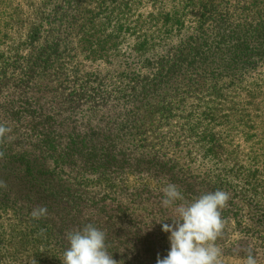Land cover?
I'll return each instance as SVG.
<instances>
[{
  "label": "trees",
  "instance_id": "1",
  "mask_svg": "<svg viewBox=\"0 0 264 264\" xmlns=\"http://www.w3.org/2000/svg\"><path fill=\"white\" fill-rule=\"evenodd\" d=\"M0 126V264L88 224L156 264L169 183L227 193L215 245L264 263V0H0Z\"/></svg>",
  "mask_w": 264,
  "mask_h": 264
},
{
  "label": "clouds",
  "instance_id": "2",
  "mask_svg": "<svg viewBox=\"0 0 264 264\" xmlns=\"http://www.w3.org/2000/svg\"><path fill=\"white\" fill-rule=\"evenodd\" d=\"M7 131L0 126V136ZM162 191V206H175L177 218L171 219L172 223L157 222L163 232L170 234V249L164 258L157 256L156 264H221V252L214 242L223 227L220 209L228 199L227 193L217 190L191 202L177 204L184 198L175 184H167ZM46 213L45 207H38L32 210L31 216L39 219ZM105 239V232L92 224L69 232V246L63 253L62 264H117L107 252ZM244 264H257L256 258L249 254Z\"/></svg>",
  "mask_w": 264,
  "mask_h": 264
},
{
  "label": "rangeland",
  "instance_id": "3",
  "mask_svg": "<svg viewBox=\"0 0 264 264\" xmlns=\"http://www.w3.org/2000/svg\"><path fill=\"white\" fill-rule=\"evenodd\" d=\"M243 142H244V144H247L245 142V139H243V141L241 140L242 144H243ZM128 181L134 182V179L133 178H129ZM166 249H167V253H168V251L170 249V243H169L168 237H167V240H166ZM220 261H221V264H244V259L237 258V257H231V256H223L222 254L220 256ZM257 264H264V263L259 262Z\"/></svg>",
  "mask_w": 264,
  "mask_h": 264
}]
</instances>
